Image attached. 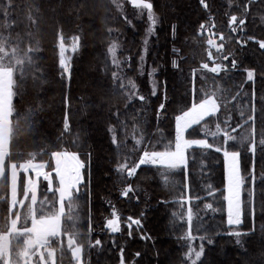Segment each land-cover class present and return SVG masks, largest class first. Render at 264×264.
Masks as SVG:
<instances>
[{
	"label": "trees",
	"instance_id": "trees-1",
	"mask_svg": "<svg viewBox=\"0 0 264 264\" xmlns=\"http://www.w3.org/2000/svg\"><path fill=\"white\" fill-rule=\"evenodd\" d=\"M118 2L122 11L112 0H11L15 7L5 10L12 16L9 19L0 17V26L10 24L12 27H0V33L7 30L9 38L22 36V44L18 45L20 48H25L27 44L38 51L32 53L37 67L24 76L22 83L19 74L16 77L18 86L14 89L17 95L13 98V105L18 115L14 114L13 121L18 122V126L10 144L12 157L6 160V165L29 157L30 154H35L36 160L48 162L53 151L70 150L79 154L85 162V168L81 192L74 202L79 206L78 239L83 246L85 264H110L113 260L115 264L120 244L127 248L130 255L126 259L132 261L131 264H185L181 247L169 228V221L172 222L177 205L173 201H177L180 197L178 192H182L183 172L178 170L170 177L175 185H165L161 176L163 169L142 166L137 176L127 181L115 169L125 154L130 155V163L134 165L143 150L163 149L161 143L172 139L174 117L193 102V70H197L195 85L199 90L196 102L205 93L210 94L217 89L221 90L220 95L231 101L226 110L222 108L217 118L207 121L210 129L214 130L217 122L228 120L229 115L232 127L243 123L241 111L244 112V119L251 115L253 88L257 96V109L264 107L260 103L264 95V49L258 43L264 41V20H261L264 16V2L251 5V15L247 18L244 31L233 33L229 19L231 15L243 18V5L247 0H206L209 5L207 9L201 5L200 0H149L158 18L155 34L150 37L145 34L146 22L143 16L128 5L126 0ZM125 16L131 24L126 23ZM202 23L205 29L211 28L216 36L223 33V53L210 50L205 29L200 28ZM75 35L80 37L79 48L71 55V77L68 79L62 76L58 65L57 44L59 37L63 36L64 43L68 44L69 39ZM112 38L120 44L118 54L125 61L121 75L125 80L131 79L137 84L138 95L145 96L146 103L135 97L130 102L126 90L116 86L112 77L114 69L106 56V47ZM146 38L148 54L141 75L140 56ZM237 41H247V44L242 46ZM173 49H178L179 53H174ZM209 51L213 57L233 54L238 69L228 74L230 78L223 73L216 76L200 69L201 64L208 63L210 66L212 63L208 57ZM129 57L131 59L127 60ZM173 60L178 62V68L172 66ZM216 62L228 64L229 67L231 65V59L221 61L217 58ZM153 68L157 69L154 77L157 82L156 96L151 94L153 77L148 75ZM245 69L256 70L254 83L246 82ZM37 71L40 73L38 76ZM234 96L237 99L233 101ZM161 103H165V110L158 119L157 110ZM260 126L261 120L258 118L257 128ZM247 127L250 129V125ZM110 128L116 129L117 140L122 142L128 134L141 133L142 144L145 142L146 145L135 147L128 140L123 142L117 152L112 143ZM243 131L238 129L235 134L240 135ZM161 135H164V141H159ZM185 137L198 139L204 138V135L200 126H194V129L185 133ZM215 143L221 145L222 138ZM229 150L241 152L240 172L249 180L252 158L247 149L230 142ZM189 154V194L195 197L209 191H199V185L206 183V180H196L198 173L202 176L206 174L205 178L211 182L216 177L218 181L213 187L221 192V153L192 149ZM192 157L195 162H192ZM261 175H264V159L260 158L258 152L257 205L264 201L261 195L264 183L259 181ZM19 183H22L21 175ZM128 183L137 189L135 195L139 197L138 201L134 196L121 197L120 193ZM243 198L249 201L245 193ZM204 201L206 198L197 202V205L202 206ZM245 206L243 223L237 229L242 233H250L253 222L248 204ZM113 207L120 216L123 230L111 237L103 229V219L111 215ZM4 216L0 209V219ZM128 217L142 219V229L134 227L131 239L125 226ZM212 222L216 225L208 233L213 244L205 245L204 255L197 264H264V211L257 208L256 231L242 236L240 245L236 244L234 237L227 235L226 229L229 228L224 225L223 213L215 216ZM140 234H148L151 239L141 240ZM113 238H117V248L109 243ZM96 239H101L105 248L100 255L87 245L88 240ZM135 253L141 255L136 257ZM61 256L69 262L67 254Z\"/></svg>",
	"mask_w": 264,
	"mask_h": 264
},
{
	"label": "snow or ice",
	"instance_id": "snow-or-ice-1",
	"mask_svg": "<svg viewBox=\"0 0 264 264\" xmlns=\"http://www.w3.org/2000/svg\"><path fill=\"white\" fill-rule=\"evenodd\" d=\"M258 2H264V0H247L243 5V18L238 17L237 15H231L229 19V27L233 33L239 31H244V26L246 25L247 18L251 15V5ZM112 3L117 6L118 9L122 11V6L118 0H112ZM201 5L207 9L209 7L206 0H200ZM131 4L139 9L141 12L146 11L147 19L150 23V26L147 30V37H150L155 34V26L158 23V18L155 16L153 11V4L149 0H131ZM15 5L11 3V0H0V17L9 19L12 14L6 11L5 9L14 8ZM126 23L131 24V21L127 20V17H124ZM261 20H264V16L261 17ZM0 27L5 29L11 28L12 25L5 24ZM214 27V25H212ZM201 29H205V25L202 23L200 25ZM111 31V30H109ZM175 34V26H173V35ZM208 34L211 37L213 35L211 28L208 29ZM219 39L221 43L217 44L216 41L212 38H209L207 43L209 46L214 47L218 54L223 53L225 45L223 41L225 37L223 33L219 34ZM253 39V38H249ZM80 37H74L73 43L71 45V51L75 53L79 48ZM144 49L143 54L140 56L141 64V75H143V66L146 62V56L148 54V39L144 40ZM237 43L243 45L247 44V41H237ZM259 47L264 49V41H258ZM119 44L117 42H112L108 48V54L111 57V63L119 71L112 72V77L116 86L120 90L129 89L130 91L127 94L128 100L131 102L135 97L142 103L147 102V98L143 95H138V87L136 83L128 79L125 82V78L121 75L122 64L125 63L117 57V51L119 49ZM38 51V49L29 48L21 54L18 47H13L11 51L7 50V38L0 33V184H5L9 180L7 169L10 168V206L9 213L14 215L15 218L10 219V222H6L5 229L0 230V264H32V258L34 256L39 257V262L45 261V251L47 255L53 258L54 260V250H51L50 245L51 241L54 238H59L61 236V221L62 218L68 217L69 220H72L71 216L72 209L74 207V201L78 198L80 193V185L82 183V170L85 168V162L79 158V154L75 152L68 151H56L52 152L51 156L55 160L54 172L57 177L58 187H53L52 173L43 171L47 165L45 163H34L35 154L32 155L33 158L28 159L24 163L17 164L15 162L6 165V160H11L12 153L10 152V144L14 137L15 128L18 126V122L14 123L13 116L15 113L13 98L17 95V92L14 89L17 88V74L21 83L23 78L29 72L33 70L35 62L33 59L32 53ZM67 48L64 44L63 36L60 37L59 42V66L62 70V76H67L68 79L71 77V65L70 57L66 56L65 53ZM174 53H179L178 49H173ZM233 54L229 53L227 55H220L219 57H213L212 52H208L209 60L212 61L213 66H209L208 63H203L200 66L201 70H207L212 74L219 76L221 73L225 77L230 78L228 74L231 71L238 69V62L236 59L232 58ZM220 59L221 61H229L231 59V65L217 63L216 60ZM130 60L131 58H126ZM172 66L178 68L179 64L176 60H173ZM246 71V82H255L256 70L255 69H245ZM157 73V69L153 68L151 72L148 73L149 76L153 77L152 80V96H156L157 93V82L154 79ZM40 73L37 71L36 75ZM197 70H193V102L191 107L186 111H182L180 115L175 117V140L173 142H168L164 146L162 151H149L147 149L142 151L138 162L134 165H130L127 161L123 164H119L115 171L120 173L124 180L134 178L138 174V170L142 166L156 167L157 169H163L161 176L163 178V183L165 185H175V182L170 179L178 170L183 172L184 176V192L185 196L173 203H178L183 208L184 205L187 207L186 223L188 231L182 237V239L188 242V253L187 256L191 260V264H197L198 261H201V258L205 252L204 242L208 245L213 244V240L207 236H197L193 235V231L201 232L205 228V223L203 218L198 214H194L192 211V203L199 202L202 197L190 195V183H189V159L190 154L189 150L192 149H202V150H214L215 152H222L225 157L227 170H228V195L225 197L228 203V215H227V225L229 227L240 226L243 223L244 209L241 201V190L245 184V178L241 175L240 172V151H230L229 146L231 144H237L241 148H246L247 152L252 158V165L249 171V176L251 179V188L249 191V201L248 208L250 218L253 222V229L249 232H240V231H230L227 233L228 236L234 237L236 244L240 245L241 237L254 234L256 231V214L257 208L259 207L264 211V201L259 205L256 203V161L257 153L259 152L260 158L264 159V107L257 109L256 107V91L253 88L251 93V115L244 119V112L241 111V118L243 123L237 124L235 127H232L229 121L231 116L229 115L228 120L222 122H217L215 124L214 130L208 127L207 121L209 119H214L218 117V114L221 112L222 108L227 109L228 104L231 101L227 100L223 95H220V89L212 91L210 94L205 93L204 97L199 99L196 102V96L198 89L195 85ZM166 89V82H164ZM237 97H232V100H236ZM167 100L165 92V102ZM260 103L264 105V97L260 98ZM127 108V105H126ZM165 110V103H161L157 110V118L159 119L160 113ZM259 112V116H258ZM119 113H117V117ZM261 120V126L257 128V119ZM223 124V127H222ZM250 125V129L247 127ZM194 126H200V130L205 138L203 139H187L185 133H188L190 129H194ZM65 129H68V120L67 115L65 117ZM238 129H244L240 135H236ZM110 132L113 133L112 143L116 148L117 152L123 146L122 141H118L116 137V129L110 128ZM212 138L213 143H209L208 138ZM222 138V144L218 145L215 141H218ZM143 136L141 135L140 139H136L135 143L137 145L141 144ZM192 162H195L194 157H192ZM23 171L25 174L32 171L35 173L37 179L43 178L47 182V192L52 193L53 196L58 194V209L44 214L45 206H54L50 205L47 195L45 194L42 200L38 201V185L35 181L29 179L27 184L23 189V200L17 199L18 192V176L19 172ZM259 181L264 183V175L259 177ZM137 189L133 187L131 183H128L126 187L121 191L120 195L122 198H129L134 196L138 201L139 197L135 195ZM209 196L213 195V192L210 190L208 192ZM264 196V192L261 193ZM30 196V203L25 205V200H28ZM4 197H0V201H3ZM39 203V209L37 204ZM163 203V201H162ZM19 205L21 208L26 207V211L23 213V219L27 222L31 220V227H18V224L21 221V212L14 211ZM67 205V211L65 206ZM206 209H212V204H206ZM38 213H40L38 215ZM174 217H179L181 221L185 220V217L180 213H173ZM195 222V228H194ZM125 226L128 229V237L131 239L133 237V228L142 229V219L137 218L133 219L128 217ZM105 228L111 234H118L122 232V227L120 223V216L116 209H112V218L107 219L105 222ZM89 231H91V225H89ZM219 235V233H217ZM140 239L147 241L151 237L148 234H140ZM200 240L199 250H196L192 246V242ZM110 243H115V241H110ZM101 240L97 239L94 242L93 247L101 246ZM68 248L71 249L72 256L76 261V264H83L82 255H83V246L76 244L75 239L70 236L68 239ZM44 250V251H42ZM136 257H139L141 254L136 253ZM120 264H125L124 262V249H120Z\"/></svg>",
	"mask_w": 264,
	"mask_h": 264
},
{
	"label": "rangeland",
	"instance_id": "rangeland-1",
	"mask_svg": "<svg viewBox=\"0 0 264 264\" xmlns=\"http://www.w3.org/2000/svg\"><path fill=\"white\" fill-rule=\"evenodd\" d=\"M126 2L128 3V5L133 7L137 11V13H139V14H141L143 16V18H144V20L146 22V33L145 34L147 35V30H148V28L150 26V23H149V21L147 19L146 11L141 12L139 9L135 8L131 4V0H126ZM6 22L10 23L9 20H7ZM208 29H209V27L205 29V32H206V34L208 36V39L212 38V39H214L216 41L217 44H219L218 43L219 42L218 41L219 36L214 35V32L211 29L213 35L210 37L209 34H208ZM2 34H3V36L5 38H7V50L11 51V49L13 47H18L20 49L21 54H23L24 51L29 49L28 47H30V46L27 45V44L25 45V48H20L18 46V45L22 44V41H21L22 36H18L16 38H9V33H8L7 30H4L2 32ZM74 37H77V35L72 36L69 39V43L68 44L64 43L65 47L67 48V51H66L65 55L70 57V58L72 57L71 55L73 54V52L71 51V45L73 43V38ZM59 42H60V37L58 39V44H57V48H58V51H57L58 52V65H59ZM112 42H117V41L114 38H112L108 42V45L106 47V54H107L106 56H107V59H108V61L110 63L111 68H113L114 71H119V69H117L115 66L112 65L111 57L108 54V48H109V46H110V44ZM119 46H120V44H119ZM209 47H210V50H215L214 47H211V46H209ZM143 49H144V47H143ZM120 50H121V46L119 47V49L117 51L118 59L121 58V56L118 54L120 52ZM120 60L124 61L122 59H120ZM70 61H71V59H70ZM122 65H124V63ZM211 66H213L212 63L210 64V67ZM60 70H61V68H60ZM61 72H62V70H61ZM126 81L127 80H125V82ZM124 90H126V94H128V92L130 91L129 89H124ZM262 97H264V95H262ZM190 107H191V105L188 108H190ZM188 108L183 110V111L188 110ZM181 113L182 112L178 113L177 115H180ZM175 117H174V122H173V124H174V135H173L172 139L164 141V135H161L159 137V141H164L163 143H161V145L163 146V149L161 148L160 150H156V151L164 150V146L167 145L168 142H173V144H174V140H175ZM141 135H142L141 133L128 134L127 136H125L127 138L123 139V142L126 143L129 140L132 143V145L135 146V147H139L140 145H143V147H144L146 145L145 142H144V144H142L143 142H141V144H139V145H137L135 143L136 139H140ZM112 136H113V133H112ZM198 139H203V138H198ZM208 139H209V143H213L214 142L212 140V138L209 137ZM215 142H217V141H215ZM58 151L73 152V151H70V150H58ZM53 152H56V151H53ZM51 153L49 155V162H48V160L47 161H45V160L40 161V160H36L35 158H34L33 162L34 163H45L47 165V167L43 171L52 173L53 187L55 188V187H58V183H57V177H56L55 172H54L55 160L51 156ZM75 153H77V152H75ZM220 153H221V156H222V169H223L222 191L219 192L220 189H215L213 187L214 185L217 184V181H218V179L216 177L211 182V181H209V178H205L206 174H205V176H202V175H199L200 173H198V175L195 176L196 180L203 181V179H201V178H204L206 180V183H204L202 185H199V188H198L199 191H201V190H205L206 191V189H209V191L211 190L213 192V195L209 196L208 195L209 191L206 192V193H203L201 196H199V197H202V198H206V201L203 202L202 206L197 205V202H193L192 205H191L193 213L194 214H198L199 216H201L203 218L204 223H205L204 230H202L201 232H196L194 230L193 231V235L207 236L210 239H212V237L208 233V231H210V229H212V227H214L216 225V224H213L212 220L215 218V216L220 215L221 213H223V215H224V222H225L224 225H225V227L229 228V230L228 229H226V230L228 232L233 231V230L239 231L237 229V226L229 227L227 225L228 203H227V200L225 199V197L228 195V192H227L228 170H227L225 157L223 156L222 152H220ZM140 155L136 158L135 163L138 162V159H139ZM30 158H33L32 155L29 156V157H25L22 160H20L18 162H15V163H17V164L24 163L25 161H27ZM121 160L122 161L119 164H123V163H125L127 161L130 165H132L130 163L131 162L130 155H128V154H125L122 157ZM11 163H13V162L8 163V165L11 164ZM7 172H8L9 180L5 184H1L2 186H1V189H0V197H4V200L0 201V209L2 210V214L5 215L3 219H0V230H4L6 222H10V219L15 218L14 215H10V213H9V206H10V168L7 169ZM20 175L22 176V183H19V176ZM19 176H18L17 199H19V200H23L24 199V196H23L24 186L27 184L28 180L31 179V180L35 181L37 183V185H38V189H37V191H38V201L42 200L44 198L45 194H46L50 205H54L52 207L45 206L44 214L49 213L51 211H55L56 209H58V194L56 196H53L52 193H48L47 192V182L44 181L42 177L37 179L35 173L32 172V171L28 172L27 174H25L23 171H20L19 172ZM82 176H83V170H82ZM244 178H245V184H244V187L241 190V201H242L243 208L246 207L245 206L246 203L248 204V200L243 198V194L245 193L246 196L248 197L249 196L248 194H249V191H250V188H251V179L249 178V180H246V177H244ZM82 181H83V178H82ZM248 184H249V186H247ZM80 189H81V185H80ZM80 192H81V190H80ZM180 192H178L180 197H178L177 200H179V199H181V198H183L185 196L184 185H182V192L181 193ZM29 203H30V196H29L28 200H25V205H28ZM206 204H212V209H206L205 208ZM187 207H188V205H184L183 208H182L181 205L177 203L175 213H180L181 215H183L185 217V220L181 221L179 219V217H174L173 216L172 222H171V220L169 221V228H170L171 234L176 236L175 238L177 239V244L181 247V256H182V258L184 260V263L185 264H191V260L187 256V253H188V242L186 240L182 239V237L188 231L187 223H186ZM37 208L39 209V203L37 204ZM65 208H66V211H67V205L65 206ZM78 209H79V206L74 202V207H73L72 212H71V216L73 217V219L69 220L67 216L62 218V221H61V236L59 238H54L51 241L50 248H51V250H54L55 264H76V261H75V259L72 256L71 249L68 248V239H69L70 236H72L75 239L76 244L80 245L79 244V239H78V235L80 233V230H79L80 229V223H79L80 220L78 218L79 216H78V212H77ZM14 211L21 212V221L18 224V227H23V226L31 227V220L29 219L27 222H25L24 219H23V213L26 211V207L25 208H21L19 205H17V207H16V209ZM39 214L40 213H38V215ZM111 218H112V213H111V215L109 217L103 219V229L105 230V233H107V235H109L111 237H114L117 234H111L105 228L106 220L107 219H111ZM194 228H195V222H194ZM110 241H115V243L114 244L110 243ZM94 242H95V240H93V241L88 240V244L87 245L91 249L98 251L99 252L98 255H100V253L105 249L104 245L102 244L101 246L93 247L91 245H94ZM109 243L112 244L113 247L117 248V238H113V239L109 240ZM200 243H201L200 240H196V241L192 242V246L196 250H199ZM204 245H208L206 243V241L204 242ZM121 248L124 249V262H125V264H131L132 261H129V260L126 259V258H129V256H127V255H130V254L127 251V248L124 247L123 244H120V247H119L118 252H117V260H116L115 264H120V249ZM42 251H44V250H42ZM108 253H110V251H108ZM62 254H67V256L69 257V262L68 263L66 261V258L61 256ZM110 254H112V253H110ZM112 260H113V258H112ZM45 261H46V264H53V258L49 257L47 255V251H45ZM82 261H83V264H85L83 255H82ZM96 261H97V259H96ZM32 264H44V262H39V257L37 255V256H34L32 258ZM110 264H114V260L111 261Z\"/></svg>",
	"mask_w": 264,
	"mask_h": 264
}]
</instances>
